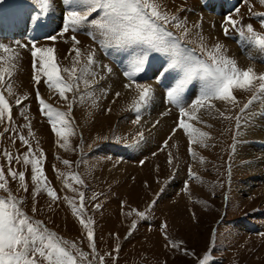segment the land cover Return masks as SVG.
<instances>
[{
  "label": "rangeland",
  "instance_id": "obj_1",
  "mask_svg": "<svg viewBox=\"0 0 264 264\" xmlns=\"http://www.w3.org/2000/svg\"><path fill=\"white\" fill-rule=\"evenodd\" d=\"M208 1L160 0L167 12L186 21L190 32L183 35V29L174 26L175 21L166 25V30L173 35L165 36L164 39L172 43L180 37L178 49L157 51L146 43H108L102 32L91 23L92 19L99 20L102 13L93 14L89 22L76 31L63 33L66 14L72 10L65 0H57L55 3L52 0V10L58 11L57 18L51 11L42 16L39 22L35 19L39 9L33 0H0V33L6 30L7 25L11 28V34L5 31L0 36V43L18 52L22 51L14 61L16 67L13 75L5 78L14 90V94L9 95L4 89L6 98L13 105L11 128L16 131L4 133L0 138V162L7 165L3 157L4 150L21 156L28 151V146L18 139L19 135L29 140L36 154L42 151V167L59 199L53 200L44 191L39 195L34 194L31 165L27 166L28 190L23 191L18 181L9 178L10 190L24 200L23 208L29 216L43 221L64 239L74 241L83 252L88 253L87 260L92 261V264H101L100 257H103V264H201L205 256L209 258L208 264H264V155L258 149H264V125H258L257 129L252 122L253 118L264 116V93H258L256 88L251 91L234 90V95L236 92V95L241 92L243 95H235L238 101L236 105L221 102L224 108L227 106L224 116L218 111L214 112L216 119L208 121L200 118L202 123L196 121L195 126L211 137L206 140V147L201 144L191 145L197 153L195 159L189 151V137L177 125L181 119L180 106L190 107L198 97L204 81L199 77L193 79L186 86L180 105L171 102L167 95L184 75L183 69L172 67L174 61L183 60L189 55L202 61L207 60L200 50L201 43L208 49L216 43L223 45V53L227 57L235 48L238 53L248 55L237 39L241 38L237 31L230 29L229 34L224 33L223 25L229 14L240 20L242 25L251 24L256 32L264 34V25L261 24L264 17L257 15L264 13V0H233V8L220 15L203 9L204 3ZM57 3L61 11L56 7ZM236 9H239L238 13ZM201 12L213 21L204 19ZM11 14L13 16L9 18ZM189 15L210 25L211 29L214 26L217 28L213 41L209 37L204 38L205 34L199 31L198 34L193 33V41L190 28L192 23L186 17ZM25 18L28 24H24ZM54 23L58 25L52 26ZM38 31L42 33L37 34ZM73 35L79 44L71 39ZM51 36H56L58 41L49 39ZM59 41L61 45L64 42L67 45L61 46ZM33 43L37 47H53L57 63L62 69L73 67L76 59L74 48H79L82 53L76 65L78 70L87 62V56L94 54L95 63L90 69L92 74L87 77L89 86L85 87L81 81L79 90L68 93L69 100L64 101L47 87L46 78L42 77L37 85L33 79V57L30 51ZM105 43H108L107 47ZM18 44L28 47H18ZM251 44L257 57L248 55L246 59L264 68V50ZM118 49L129 52L130 60L124 62ZM66 50L71 52L65 56H70L68 60L64 59L63 51ZM108 50H118L113 54L119 62L112 60L108 63L102 57L103 53L108 54ZM141 56H146L145 70L133 81L126 73L133 71L135 60ZM192 63L194 66L195 59ZM101 65L109 73L114 69L126 82L144 85L153 81L170 111L165 109L166 114L160 111L156 118H148L145 125L142 119L145 113H149V108L145 107L146 104L141 106L139 112L134 108L139 95L125 107L122 103L116 106L114 93L111 95L103 92V83L95 73L94 67ZM157 67L161 70L152 74ZM62 75L65 79L69 78L66 72ZM171 76L175 82L169 81ZM37 89L40 96L56 109L69 113L74 134L68 137V150L59 147V138L49 118L40 111ZM25 95L28 99L17 106L15 100ZM254 95L258 98L249 104ZM213 102L218 104L220 101ZM245 105L248 107L245 108ZM225 116L231 119H224ZM102 117L106 118V123L101 122ZM236 117H240L239 122ZM29 122L30 128L25 126ZM8 126L7 122L0 124V132ZM174 129L176 135L172 133ZM64 160L70 163L65 165ZM12 167L17 171L25 170L22 164L15 161ZM73 175H79L83 184L74 181L71 178ZM65 180L72 188L65 185ZM79 192L84 193L85 216L94 221L95 254L89 247L87 231L80 223V217L74 214L73 208L64 199L73 198L79 205ZM0 195L7 196V193L0 191ZM173 243L179 247H173Z\"/></svg>",
  "mask_w": 264,
  "mask_h": 264
},
{
  "label": "snow or ice",
  "instance_id": "obj_2",
  "mask_svg": "<svg viewBox=\"0 0 264 264\" xmlns=\"http://www.w3.org/2000/svg\"><path fill=\"white\" fill-rule=\"evenodd\" d=\"M65 2L71 6L72 10L66 14L63 33H67L69 30L76 31L80 26L89 22V18L93 14L101 15V13V18L99 20L92 19L91 23L102 32L108 43H146L157 51H168L178 49L180 37H177V42L169 43L166 41L165 36L171 37L173 35L172 32L166 30V25L175 21L174 26L183 29V35L186 36L189 33L186 22L167 12L160 0H65ZM33 3L39 9L35 16L37 22L53 9L52 0H33ZM236 12L238 13L239 9H236ZM257 15L264 17V13ZM261 24L264 25V20H261ZM223 29L225 35L229 34L230 29L237 31L243 40L264 50V34L256 32L251 24L242 25L240 20L234 19L229 14L225 19ZM49 39L55 41L57 37L51 36ZM71 39L75 44H79L74 35ZM108 43H105L104 46L107 47ZM18 47L28 46L18 44ZM200 48L207 57L206 61L189 55L183 60L173 62L172 67L183 69L184 75L167 93L171 102L180 105L181 96L186 86L197 77L204 81L198 97L190 107L180 106L181 119L178 122V128L183 129L189 137V151L194 159L197 158V153L192 150L191 145L201 144L206 147V140L210 138L209 133L203 132L192 123V121L203 122L198 115L201 110L210 114L211 110L215 109L213 101L216 100L229 104L238 103L234 90L251 91L256 88L258 93H264V73L258 74L252 67L240 68L235 59L224 55L223 45L219 43L213 45L211 49L206 48L201 43ZM73 50L76 56L73 67L62 69L57 63L53 47H37L33 43L30 49L33 57V79L35 83L38 85L42 77L46 78L47 87L54 90L64 101L69 100L68 93L79 90L81 81L85 87L89 86L90 81L87 77L92 74L91 65L95 63L94 54H89L87 62L78 70L76 65L80 62L82 53L79 48ZM0 53H2L0 54V124L7 122L9 125L4 128L3 132H0V138H2L4 133L16 131L11 128L13 105L6 98L4 89L9 95L14 94L12 85L7 83L5 78L6 76L11 78L13 75V70L16 67L14 61L19 58L20 54L14 48L3 43H0ZM194 59L196 63L193 66ZM145 65L146 56L139 57L133 64V71L127 72L126 75L134 81L135 77L145 70ZM64 72L68 73V79L62 75ZM135 88L139 92V100L134 104V108L139 112L141 106L148 102L152 90L138 83L135 84ZM257 98L258 96L254 95L249 104ZM26 99H28L27 95L18 97L15 104L19 106ZM37 99L40 111L49 118L52 129L59 138L57 140L59 147L68 150V137L74 134L69 113L60 111L48 103L40 96L38 89ZM244 107L247 108L248 105ZM21 115L24 113L21 112ZM221 116H224V113H221ZM224 118L231 119L230 116ZM25 119H28L27 116ZM236 119L239 122L240 117H236ZM25 126L30 128V122ZM175 131L176 129L173 130V134ZM18 139L28 146V151L21 156L4 150L3 157L6 159L7 165L0 162V191L7 193V196L0 195V264H85V261L87 264H92V261L87 260L88 253L83 252L74 241L64 239L49 229L43 221L29 216L23 208L24 200L11 192L9 178L11 181H18L23 191L28 190L27 166L31 165V181L35 185L34 194L39 195L41 191H44L53 200L59 199L55 189L50 186L42 167L44 162L42 151L39 155L36 154L25 136L19 135ZM13 142L15 141L13 140ZM166 144L167 142H165ZM200 159L203 160L202 157ZM13 161L22 164L25 170L13 169ZM169 162L171 163V154H169ZM63 163L68 165L70 162L64 160ZM190 174L195 176L194 173ZM60 175L64 174L60 173ZM71 178L77 183L83 184L79 175H73ZM65 185L72 188L67 180H65ZM73 191L77 190L73 189ZM78 195L79 205L73 198L64 197V199L73 208L74 214L80 217V223L87 231L89 247L95 254L96 245L92 227L94 221L85 216L84 193L79 192ZM32 211L35 212L36 209L33 208ZM138 215L143 216L144 213H138ZM173 247H179V245L173 243ZM208 259L205 256L201 264H208ZM100 261L103 264V257H100Z\"/></svg>",
  "mask_w": 264,
  "mask_h": 264
},
{
  "label": "bare ground",
  "instance_id": "obj_3",
  "mask_svg": "<svg viewBox=\"0 0 264 264\" xmlns=\"http://www.w3.org/2000/svg\"><path fill=\"white\" fill-rule=\"evenodd\" d=\"M57 0H53V2L55 3ZM52 2V3H53ZM234 1L233 0H209L208 2H205L204 3V7H203V9L204 10H206V11H208L209 13H212V14H214V15H220L221 13H226L227 11H229L232 7H233V5H234ZM56 7H58V9L61 11V8H60V5H59V3H57V6ZM52 13H54L53 15H54V17L55 18H57V14H58V11L56 10V12L55 11H53L52 10ZM202 13V12H201ZM205 17H204V19H206V20H208L209 22H211V21H213V19L211 18V19H207L208 17L204 14V13H202ZM21 15H23V14H21ZM20 15V16H21ZM13 15L11 14V16H9V18H11ZM186 17H188L189 19H190V22L192 23V25L190 26V28H192V36H191V34H190V36H191V38L193 39V37H194V35H193V33L194 32H197V34H198V31L200 32V33H204L205 35H204V38H206V37H209V38H211V41H213L212 40V38L214 37V35L216 34V30H217V28H215V26L211 29V27H210V25L208 26V25H206L204 22H202V24H201V22L200 21H197L198 19L196 18V17H193V16H186ZM195 18V19H194ZM197 19V20H196ZM183 20V19H182ZM185 20V19H184ZM57 21V20H56ZM196 21V22H195ZM222 21H223V19H222ZM186 22V21H185ZM200 22V23H199ZM55 24H57V23H54L52 26H54ZM58 25V24H57ZM195 25V26H194ZM8 32H9V30H10V26L9 25H7L6 26V28H5ZM190 32V31H189ZM39 33H42V31H38L37 32V34H39ZM60 38V37H59ZM198 38V37H197ZM201 39V38H200ZM238 40H239V42H240V45L242 46V48H244V50L246 51V53L249 55V57H252V58H255V57H257V56H255L254 55V48H253V46H252V44H251V42H248V41H245V40H243L242 38H237ZM71 40V39H70ZM56 41H58V40H56ZM193 41H194V39H193ZM205 41V40H204ZM45 42V41H44ZM43 42V43H44ZM88 42V41H87ZM206 42V41H205ZM209 42V41H208ZM42 43V44H43ZM46 43V42H45ZM58 43H60V41L58 42ZM80 43V42H79ZM82 43V42H81ZM193 43V42H192ZM83 44V43H82ZM87 44V43H86ZM50 45V44H49ZM57 45V44H56ZM60 45H61V43H60ZM64 45H67V44H65V42H64ZM64 45H61V46H63L64 47ZM57 46H59V44L57 45ZM194 46V45H193ZM192 46V47H193ZM46 47V46H45ZM50 47V46H49ZM58 48V47H57ZM56 48V49H57ZM61 48V47H60ZM196 48V47H195ZM198 48V47H197ZM235 48V47H234ZM64 49H66V48H64ZM16 50V49H15ZM63 50V49H62ZM201 50V49H200ZM58 51V50H57ZM20 52V51H19ZM22 52V51H21ZM20 52V53H21ZM117 51H115V53H116ZM119 53H120V55H121V57H122V59H123V61L124 62H127V61H129L130 60V54H129V52H126L125 50H119L118 51ZM239 51L237 50L236 51V48L232 51V52H230V53H228V57L229 58H232V59H235L236 61H237V64H238V66L240 67V68H242V69H246V68H248V67H252V68H254V70L259 74V72L260 71H264V68L263 67H261V65L259 66V65H257V64H255V63H253V62H250L249 60H247L246 59V56H248V55H246V54H244L243 55V52L242 53H238ZM68 53H71V52H68L67 50L66 51H63V54H65L64 55V59L65 60H68V58L70 57V56H68L67 58L65 57L66 56V54H68ZM1 54V53H0ZM61 54V53H60ZM63 54H62V56H63ZM58 55V54H57ZM60 56V55H59ZM72 56V55H71ZM61 57V56H60ZM70 59V58H69ZM75 59V58H74ZM252 60H255V59H252ZM98 67V68H97ZM95 68V70H96V75L97 76H99V79L102 81V88H103V92H105L106 94H113V98H114V100H115V105L117 106V105H119L120 103H122V104H124L123 106L125 107L129 102H131L132 100H133V98L136 96H138L139 95V92L136 90V88H135V83H130V82H126V81H124L123 79H122V77L116 72V71H114V69H112V73L113 74H111V72L109 73L106 69H105V67L104 66H95L94 67ZM160 68H158L157 67V69H156V72L155 73H157V71L159 70ZM169 80H170V82H174L175 81V78H172V77H170L169 78ZM137 84V83H136ZM128 85H131V87H128ZM145 86H147V87H150L151 88V90H152V92H151V96H150V98L148 99V102L146 103V105H145V107H147V108H149V110H148V112L149 113H145V109L143 110V113H145V117L142 119V120H145V125L147 124V120H149L148 118H150V120H152V119H154V118H156L155 116H158V113L161 111V112H164L163 114H166L165 113V111L167 110V111H170L168 108H170V107H166V106H168V104L167 103H165L163 100H162V93H160V90H159V88H158V86L152 81V83L151 82H149V83H146V84H144ZM242 91V90H241ZM235 92V91H234ZM117 93H119V96H117ZM243 92H241V93H239V95H236L237 94V92L235 93V95L236 96H240V97H242L241 95H243L242 94ZM249 93V92H248ZM103 95H105V94H103ZM106 96V95H105ZM241 100V99H240ZM246 101V100H245ZM222 101H220L218 104H215V102H213L214 104H215V109H213V110H211V112H210V114L208 113V112H206L205 110H201V112L200 113H198V115L200 116V118H205L204 120H212V118H214L216 115H215V113L214 112H218V113H220V115H221V112L223 113L224 112V110H226V107L227 106H225V108H224V105H221L222 103H221ZM217 103V102H216ZM240 103V102H239ZM264 103V102H263ZM114 105V104H113ZM234 105V104H233ZM232 105V106H233ZM236 105V104H235ZM261 105V104H260ZM143 106V105H142ZM219 106V107H218ZM119 108V107H118ZM166 109V110H165ZM232 109V108H231ZM116 111H117V108L115 109ZM165 110V111H164ZM218 110V111H217ZM227 110H228V108H227ZM234 110H236L235 108H234ZM221 111V112H220ZM258 111V110H257ZM100 111H98V113H99ZM231 112H233V111H231ZM264 112V110L262 111V113ZM101 113V112H100ZM228 113V112H227ZM92 114H94V113H92ZM255 114V113H254ZM259 114V113H258ZM160 115V114H159ZM230 115V114H229ZM256 115V114H255ZM260 115V114H259ZM262 115V114H261ZM263 115H264V113H263ZM164 116V115H163ZM169 116V115H168ZM104 117H105V115H104ZM104 117H102L103 118V120L101 121V122H107V120H106V118H104ZM154 117V118H153ZM164 117H166V116H164ZM172 117V116H171ZM174 117V116H173ZM172 117V118H173ZM208 117H210L209 119H208ZM252 117V116H251ZM262 118H259V116L257 117V119L256 118H253L252 119V122H253V124L256 126L255 128H257V126L258 125H260V127H263V126H261V125H264V116H261ZM146 118V119H145ZM152 118V119H151ZM158 118V117H157ZM167 118V117H166ZM97 119V118H96ZM100 119V118H99ZM185 119H187V118H185ZM214 119H216V118H214ZM225 119V118H224ZM218 120V119H217ZM223 120V119H222ZM171 121H173V120H171ZM100 122V121H99ZM100 122V123H101ZM138 122V121H137ZM163 122V121H162ZM168 122V121H167ZM246 122H247V120H246ZM258 122H261V124L259 123L258 124ZM141 123V122H140ZM165 123V122H164ZM170 123V122H169ZM174 123V122H173ZM192 123L195 125L196 124V121H192ZM209 123V122H208ZM212 123V122H211ZM221 123V122H220ZM224 123V122H223ZM166 124V123H165ZM168 124V123H167ZM224 124H226V123H224ZM160 125V124H159ZM171 125V124H170ZM254 125H253V127H254ZM157 126V125H156ZM178 126V125H177ZM141 127V126H140ZM139 127V128H140ZM169 127V126H168ZM220 127V126H219ZM225 127H226V125H225ZM230 127V126H229ZM161 128V127H160ZM159 128V129H160ZM248 128V127H247ZM264 128V127H263ZM134 129V128H133ZM141 129V128H140ZM155 129V128H154ZM162 129V128H161ZM171 129V128H170ZM201 129V128H200ZM227 129H228V127H227ZM246 129V128H245ZM250 129V128H249ZM258 129V128H257ZM157 130V129H156ZM178 130V129H177ZM255 130V129H254ZM254 130H253V132H254ZM164 131H167V130H164ZM173 131V130H172ZM172 131H169V133H171ZM203 131V130H202ZM219 131V130H218ZM224 131H226V130H224ZM252 131V130H251ZM204 132H206V131H204ZM212 132V131H211ZM257 132V131H256ZM173 133V132H172ZM227 133V132H226ZM231 134V133H230ZM250 134V133H249ZM259 134H261L262 135V133H259ZM163 135V134H162ZM173 135V134H172ZM176 135V134H175ZM183 135V134H182ZM247 135V134H246ZM252 135V134H251ZM258 135V134H257ZM177 136H179V134L177 133ZM253 136V135H252ZM255 136V135H254ZM259 136V135H258ZM211 137V136H210ZM260 137V136H259ZM241 138V137H240ZM244 138V137H243ZM261 138H262V136H261ZM261 138L260 139H258V140H261ZM178 139V138H177ZM210 139V138H209ZM245 139V138H244ZM180 140V139H179ZM250 140V139H249ZM248 140V141H249ZM252 140V139H251ZM208 141V140H207ZM213 141H215L214 139H213ZM219 141V140H218ZM255 141V140H254ZM179 142V141H178ZM181 142V141H180ZM211 142V141H210ZM110 143V142H109ZM182 143V142H181ZM180 143V144H181ZM188 143V142H187ZM116 145V144H115ZM176 145V144H175ZM250 145V144H249ZM106 147L108 148V146L106 145ZM264 147V146H263ZM259 150H261V152H263V153H261L262 155H264V149L262 148V149H260V148H258ZM249 150V149H248ZM103 151V150H102ZM108 151V150H107ZM238 152V151H237ZM103 153V152H102ZM105 153H106V151H105ZM103 156V155H102ZM107 156V155H106ZM172 156H174L175 157V155H172ZM245 156V155H244ZM252 162V161H251ZM260 162V161H259ZM263 162V161H262ZM261 163V162H260ZM252 165V164H251ZM95 169V168H94ZM263 174H264V172H262ZM246 222V221H245Z\"/></svg>",
  "mask_w": 264,
  "mask_h": 264
}]
</instances>
